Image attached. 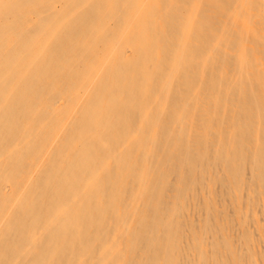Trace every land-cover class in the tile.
Listing matches in <instances>:
<instances>
[{"label":"bare ground","instance_id":"1","mask_svg":"<svg viewBox=\"0 0 264 264\" xmlns=\"http://www.w3.org/2000/svg\"><path fill=\"white\" fill-rule=\"evenodd\" d=\"M0 264H264V0H0Z\"/></svg>","mask_w":264,"mask_h":264}]
</instances>
